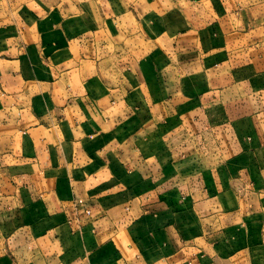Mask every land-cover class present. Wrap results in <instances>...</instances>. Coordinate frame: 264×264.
<instances>
[{"label":"crops","instance_id":"0c3cea01","mask_svg":"<svg viewBox=\"0 0 264 264\" xmlns=\"http://www.w3.org/2000/svg\"><path fill=\"white\" fill-rule=\"evenodd\" d=\"M0 264H264V0H0Z\"/></svg>","mask_w":264,"mask_h":264}]
</instances>
